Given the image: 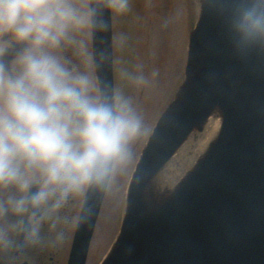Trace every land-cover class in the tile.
Masks as SVG:
<instances>
[{
	"label": "clouds",
	"instance_id": "1",
	"mask_svg": "<svg viewBox=\"0 0 264 264\" xmlns=\"http://www.w3.org/2000/svg\"><path fill=\"white\" fill-rule=\"evenodd\" d=\"M131 4L0 0V244L75 229L72 201L126 174L155 136L132 100L63 55L86 53L84 35L108 31ZM221 16L235 56L264 53V0H226Z\"/></svg>",
	"mask_w": 264,
	"mask_h": 264
},
{
	"label": "water",
	"instance_id": "2",
	"mask_svg": "<svg viewBox=\"0 0 264 264\" xmlns=\"http://www.w3.org/2000/svg\"><path fill=\"white\" fill-rule=\"evenodd\" d=\"M196 1L184 82L140 157L102 264H264V53L235 56L221 16L226 0ZM110 25L92 39L98 81L114 90ZM218 116V134L189 169L169 187L157 182L189 137ZM107 184L88 191L68 264L86 262Z\"/></svg>",
	"mask_w": 264,
	"mask_h": 264
},
{
	"label": "rangeland",
	"instance_id": "3",
	"mask_svg": "<svg viewBox=\"0 0 264 264\" xmlns=\"http://www.w3.org/2000/svg\"><path fill=\"white\" fill-rule=\"evenodd\" d=\"M82 2L87 1L82 0ZM195 21L196 13L186 0H132L130 12L123 17L113 19L114 90H118L132 100L152 128L161 112L172 100L181 81L189 35ZM84 37L87 39V34ZM64 55L73 57L70 49L66 50ZM86 60L87 64L80 70L87 71L95 78L88 53ZM137 77L142 78V82L138 83ZM145 142L146 140L136 145L137 158ZM194 149L193 147L190 150L194 151ZM187 153L186 148L185 151L180 152L182 156ZM186 156L189 157L190 154ZM180 157L176 160L178 164L182 163ZM134 166L126 174L117 169L110 178L93 235L92 255H95V264L101 261V253L108 247L120 225L125 206L127 181ZM176 167L177 164H170L163 172L162 180L169 177L167 175H172L168 172H172ZM43 231L46 235H41L38 243H24L22 259L33 263L38 259L40 243L49 240L52 243L58 241L56 232L49 233L47 229ZM11 245L13 244L7 246L0 244V264L11 259L8 254ZM14 260L15 258L12 262Z\"/></svg>",
	"mask_w": 264,
	"mask_h": 264
},
{
	"label": "flooded vegetation",
	"instance_id": "4",
	"mask_svg": "<svg viewBox=\"0 0 264 264\" xmlns=\"http://www.w3.org/2000/svg\"><path fill=\"white\" fill-rule=\"evenodd\" d=\"M84 40H86V45L88 47L87 52H89V41H88V34H87V39L83 37ZM70 52L73 54V57H67L74 65L75 64H87L86 56L84 57V62L80 58L78 59V56L73 53V51L70 49ZM66 53V51L63 53V55ZM87 191V190H86ZM86 191L79 196L76 197L75 200L72 201L70 208L68 209V215L70 216H80L82 207H83V202L85 199ZM76 229V228H75ZM75 229L68 230L67 234L66 232L63 234V236H58V241L53 242L51 240L45 241L44 243H40L38 247V259L37 261L30 263V261L26 259H22V254L24 253V242L22 241L19 246L18 250L15 255V260L12 262V264H67L68 263V258L71 250V245L75 233ZM42 235H46L45 231L42 232ZM115 239V238H114ZM111 238L110 243L108 244V247L103 250L102 258L103 259L106 250L109 249V247L112 245L113 240ZM92 244H93V239L90 243L89 247V253H88V258H87V264H95L94 257L95 255H92ZM100 254V255H101ZM101 262V261H100ZM100 262L96 263L99 264Z\"/></svg>",
	"mask_w": 264,
	"mask_h": 264
},
{
	"label": "bare ground",
	"instance_id": "5",
	"mask_svg": "<svg viewBox=\"0 0 264 264\" xmlns=\"http://www.w3.org/2000/svg\"><path fill=\"white\" fill-rule=\"evenodd\" d=\"M219 126H220L219 119H216L215 117H211L209 119V121L207 122V125H206L204 131L201 133L202 135L201 134L198 135L197 133L194 135H191V137H190L191 142H190V145H188L187 147H194L196 149V152H194V154L195 153L200 154L204 150L206 144H208L209 140L216 135V133L218 132ZM192 155H193V151H192ZM193 157H194V155L191 157L180 158V159H182L181 165L182 166L187 165V168H189L190 165H188V164H190V163L192 164L193 159L195 158V157L194 158ZM177 170H178V168L174 171V173ZM169 178H170V176H169Z\"/></svg>",
	"mask_w": 264,
	"mask_h": 264
}]
</instances>
